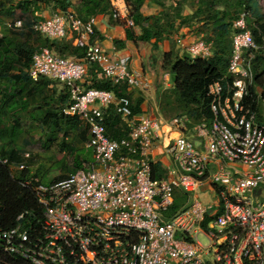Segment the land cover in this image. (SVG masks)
I'll return each instance as SVG.
<instances>
[{"label":"built area","instance_id":"2783aa9c","mask_svg":"<svg viewBox=\"0 0 264 264\" xmlns=\"http://www.w3.org/2000/svg\"><path fill=\"white\" fill-rule=\"evenodd\" d=\"M250 17L243 12L233 24L227 76L208 89L212 120L194 127L199 142L186 134L185 117L132 116L130 100L85 86L89 69L97 66L99 79L127 84L130 91L149 89L143 72L131 70V58L90 42L96 18L83 21L68 9L35 22L33 30L50 40L70 37L86 47L82 59L48 48L36 52L30 77L49 78L68 89L71 103L64 113L87 128L85 147L92 160L65 179L27 182L41 217L27 225L31 213L26 212L15 227L0 228V251L30 264H264V202L253 197L256 189H264V124L245 103L259 48ZM114 19L135 27L126 4L123 9L114 5ZM14 26L22 27V21ZM187 53L208 59L212 46L201 36L187 45ZM111 107L129 125L121 140L108 136ZM161 141L170 164L154 179ZM23 157L28 161L30 154ZM25 161L16 165L0 153V165L12 171L26 169ZM202 187L213 189L209 202L199 198ZM176 191L188 197V206L168 218Z\"/></svg>","mask_w":264,"mask_h":264},{"label":"trees","instance_id":"16d2710c","mask_svg":"<svg viewBox=\"0 0 264 264\" xmlns=\"http://www.w3.org/2000/svg\"><path fill=\"white\" fill-rule=\"evenodd\" d=\"M0 0V153L10 158L16 165L24 162L20 155V145L23 121L30 123V128L40 130L45 138V144L53 142L61 133L73 134L72 144L67 145L65 138L62 144L75 155L76 166L70 167L63 163L62 170L69 175L74 174L83 164L81 151L76 143H86L89 135L87 128L78 117L65 115L64 111L71 103L68 89H58V82L49 78L33 81L30 69L36 52L48 48L59 56L82 59L86 47L74 45L71 38L50 40L36 33L33 25L43 19V14L73 9L83 21L108 15L113 22L114 8L110 0ZM133 13L135 27L140 29L136 35L135 29L126 30V39L134 43L148 42L154 49L159 44L172 38L181 27L190 26L196 32L195 38H203L212 46V56L208 59L192 58L188 53L179 55L172 48L164 53L163 68L174 75L175 81L171 89L162 93L160 105L162 111L174 113L178 117H188L190 126L212 120L211 97L209 86L222 81L227 76L232 53L233 24L243 12H248V26L259 48L255 52L253 65V83L245 103L258 115L262 121L261 101L264 100V12L260 0H192L196 9L189 15L184 14L185 3L188 0H174L168 5V0H126ZM158 6L161 10L155 15H145L143 7L148 4ZM19 10L22 27L16 28L15 22L6 26V19L15 17ZM117 45L123 46L121 41ZM98 67L89 69L87 88H96L113 92L118 99L126 98L131 102L132 116H141L143 98L132 99L127 84H113L110 80L97 78ZM87 84V85H86ZM261 89V96L258 90ZM9 121V122H8ZM106 126L108 136L113 140L126 138L129 125L126 124L114 107L106 111ZM92 155V153H91ZM87 157L86 159H89ZM154 179L165 175L161 162L153 165ZM30 170L12 171L8 166L0 165V228L9 229L18 224V217L26 212L25 224L35 223L39 219L41 208L30 186ZM68 175V176H69ZM34 176V175H33ZM61 176L51 183L67 178ZM41 182V181H40ZM42 183V182H41ZM188 197L176 193L173 206L166 213L168 218L174 216L186 203ZM0 264H30L27 261L0 251Z\"/></svg>","mask_w":264,"mask_h":264},{"label":"rangeland","instance_id":"374dc122","mask_svg":"<svg viewBox=\"0 0 264 264\" xmlns=\"http://www.w3.org/2000/svg\"><path fill=\"white\" fill-rule=\"evenodd\" d=\"M110 1H111L113 8L115 5L123 9L124 4H126L127 12L129 14L133 13V10L130 8L126 0H123L124 2V3L122 2L123 5L121 3L119 4V0H110ZM112 2H114V4ZM173 2L174 0H168L167 4L172 5ZM260 3L264 6V0H260ZM195 9H196L195 2H193L192 0H188L185 3L184 14L189 15L193 13ZM160 10L161 9L157 5L154 6L152 5V3H150V5L146 4L143 8L145 15H155V14H158ZM49 13L52 14L51 12ZM20 18H22V14L19 10H17L15 12V17L7 18L5 20L6 26L10 27L11 23H13L15 19L18 20ZM250 30L252 31V28H250ZM195 36H196V32L194 28L190 26H184V27H181L180 31L175 33L172 38L162 41L161 47L159 48V50L156 51L154 50V48L151 50L153 54V59H150V61L151 60L153 61L154 66L157 68L158 71H160L162 76L165 75L164 73H168L163 68V65H161V60H163L164 53L169 52L172 48H174V51L178 53L180 56L183 54H187V45L193 39H195ZM146 46L151 48L152 45L146 44ZM166 48H167V51H165ZM88 79L89 78H86L84 83H86ZM55 87H57L60 90L64 88L63 85L60 83H58V85H55ZM258 91H259L258 96H261L262 90L259 89ZM259 100L262 103L261 115L264 121V100L261 99V97L259 98ZM157 108H158V113L160 117H162L164 120L180 118L176 116L174 113H168V112L162 111V107L160 104L157 106ZM185 119H187L188 121L187 127H186L187 129L186 134L190 136L192 140H195L197 132L194 131V127L198 125V123L190 126L191 120L188 117H186ZM29 125L30 123L27 124L25 121H23V124L21 126L23 133L19 137L17 144L20 145L19 152H20V155H22L21 157H23L25 153L30 154L28 161H25V160L24 161H25L26 167L31 172L30 173L31 177L36 176L43 184H50L53 180L57 179L58 177L68 176L69 174L62 170L63 163H67L70 167H74L76 166V158H75V155H72L70 153V150L68 148H65L63 146L62 140L63 138H65L67 145H70L72 144L74 135L61 133L57 137H55L53 142H50L48 145H46L45 144L46 140L43 137L42 132L40 130H37L36 128H30ZM76 147L78 151H81V154L84 158V159L82 158L80 159L82 163H88L92 160L91 152L86 149L84 142L82 143L77 142ZM87 157H90V158L86 159ZM212 190H213L212 187H202L199 190V198L201 200L203 199L204 201L209 202L208 195L212 193L211 192ZM253 197L255 198L257 203L264 202V189L262 188L256 189L253 193ZM199 239L203 244L207 245L208 241L203 235H201Z\"/></svg>","mask_w":264,"mask_h":264},{"label":"crops","instance_id":"0c3cea01","mask_svg":"<svg viewBox=\"0 0 264 264\" xmlns=\"http://www.w3.org/2000/svg\"><path fill=\"white\" fill-rule=\"evenodd\" d=\"M77 4L78 2L74 0L73 5L75 6ZM261 8L262 11L264 12V6L262 4H261ZM58 12L59 11H57L56 13ZM52 15L54 14H50L49 12H46L43 14V18H47ZM113 20L116 22H113L110 19V16L108 15L97 16L96 24H95V34L91 37L90 42L94 44H98L99 46H101V48L104 51L108 53L115 54L116 56H120V57L131 58V66H130L131 70L143 72L149 83V89L147 91H140V90L130 91L132 93V99L133 100H137L138 98L144 99V102L141 105L143 115L150 117L160 116L157 108V106L160 104V97L162 93L173 87L175 81L174 75H171L170 73H164L165 75L162 76L160 71H158L157 68L154 66L153 61L152 60L150 61V59H153V54L151 51L153 49V46L149 48L146 46V44H151V43L148 42L134 43L132 41H128L126 39V30L128 28L126 27L125 22L122 19L113 18ZM133 29H135L136 35L140 34V29L138 30L135 27ZM117 41L123 42L124 45L123 46L117 45L116 44ZM160 47H161V43L159 44L158 48L154 50L157 51L159 50ZM165 51H167V48ZM161 65H163V60H161ZM259 122L261 124H264L263 120ZM200 140L201 138L199 137H196L195 139L196 142H199ZM155 158L158 162H161L162 165L164 166H168L170 164V159L166 154V151L164 152L163 150L162 141L156 145ZM179 192L180 191H176V193ZM187 206H188V200L187 203L180 210L187 208Z\"/></svg>","mask_w":264,"mask_h":264},{"label":"bare ground","instance_id":"6f19581e","mask_svg":"<svg viewBox=\"0 0 264 264\" xmlns=\"http://www.w3.org/2000/svg\"><path fill=\"white\" fill-rule=\"evenodd\" d=\"M123 1H121V0H119V4L121 3L122 5H123V3H122ZM62 40V39H61Z\"/></svg>","mask_w":264,"mask_h":264}]
</instances>
